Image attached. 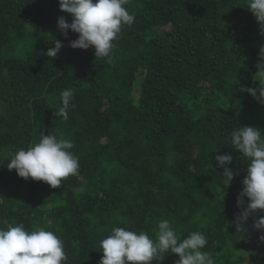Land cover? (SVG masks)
Returning <instances> with one entry per match:
<instances>
[{
    "label": "trees",
    "instance_id": "1",
    "mask_svg": "<svg viewBox=\"0 0 264 264\" xmlns=\"http://www.w3.org/2000/svg\"><path fill=\"white\" fill-rule=\"evenodd\" d=\"M125 6L135 20L108 63L69 46L78 36L58 30L59 17L71 23L58 0H0V227H45L64 241L67 264H99L112 227L155 238L169 219L182 239L202 232L215 264H264V231L253 228L264 211L246 232L235 226L247 165L230 141L238 126L264 134V105L241 91L264 85L254 78L264 29L245 0ZM54 39L64 45L55 59L45 55ZM64 89L74 90L67 121L54 116ZM41 132L75 145L79 172L60 188L7 168ZM226 153L236 173L227 189L215 159Z\"/></svg>",
    "mask_w": 264,
    "mask_h": 264
},
{
    "label": "clouds",
    "instance_id": "2",
    "mask_svg": "<svg viewBox=\"0 0 264 264\" xmlns=\"http://www.w3.org/2000/svg\"><path fill=\"white\" fill-rule=\"evenodd\" d=\"M61 12L71 16V23L59 17L57 28L65 39L68 33L77 34L69 46L73 49L88 50L94 48L96 59L107 58L111 63L115 43L123 26H131L135 17L126 8L128 0H58ZM249 10L261 29H264V0H245ZM45 55L55 59L64 47L61 41H53ZM257 81L264 80V47L260 49ZM258 89L242 88L258 103L264 105V85ZM73 89H64L59 94L60 106L54 116L67 121L69 111L74 108ZM232 149L239 152L246 162V176L242 181L243 190L237 198V207L241 211L235 219L237 232L247 231L249 218L264 211V134L261 130L249 126H238L230 133ZM74 143L55 134L40 133L39 139L27 149L19 148L10 153L7 168L15 170L24 180L42 181L52 188H60L63 179L77 175L79 157L71 151ZM216 168L226 189L231 185L236 173L229 167L233 156L230 153L217 155ZM214 169V168H213ZM215 170V169H214ZM244 198L247 206L244 207ZM195 219H199L197 214ZM50 223V221L48 222ZM173 221L161 219L155 231V238L147 232L135 231L126 227L114 226L110 234L99 241L103 253L99 264H152L170 252L179 257L176 264H215L212 253L205 251L208 241L200 231H192L181 238L172 227ZM256 231H264V216L253 223ZM264 242V236L260 237ZM64 241L54 231L42 226L31 230L23 223L0 227V264H67Z\"/></svg>",
    "mask_w": 264,
    "mask_h": 264
}]
</instances>
